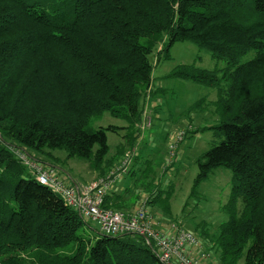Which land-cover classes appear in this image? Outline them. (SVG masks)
I'll use <instances>...</instances> for the list:
<instances>
[{
    "label": "trees",
    "instance_id": "1",
    "mask_svg": "<svg viewBox=\"0 0 264 264\" xmlns=\"http://www.w3.org/2000/svg\"><path fill=\"white\" fill-rule=\"evenodd\" d=\"M178 41L226 64H177L165 76L217 91L218 122L202 130L222 138L196 158L192 189L224 167L230 190L226 219L210 241L201 234L220 264L242 257L264 264V0H0V264H162L144 236L90 228L56 192L26 177L7 145L45 157L63 150L99 176L127 151L138 160L152 55L169 59ZM104 112L124 125L89 127ZM119 129L123 142L111 157L106 132ZM149 158L137 181L153 170ZM120 200L110 192L103 205L120 211Z\"/></svg>",
    "mask_w": 264,
    "mask_h": 264
},
{
    "label": "rangeland",
    "instance_id": "2",
    "mask_svg": "<svg viewBox=\"0 0 264 264\" xmlns=\"http://www.w3.org/2000/svg\"><path fill=\"white\" fill-rule=\"evenodd\" d=\"M157 49L159 48L157 47ZM252 56L253 51L244 55L240 61H246ZM152 63L154 65L152 77L156 79L155 82L158 81L160 83L162 82L161 80L166 81L167 78L163 77L164 74L177 64L194 63V66L204 69H221L226 65L223 60L213 59L207 49L199 47L190 41L175 42L169 50V59L159 57L157 60V53L154 52ZM221 75L222 73L220 72L219 76ZM169 80H173L176 87L173 90L167 89L165 101L171 104L170 108L172 110H176L175 108H177L179 111L184 112L182 114L184 117L185 115L188 117L190 113H194L193 116L191 115L192 117L188 118V121L184 120V117L178 118L170 126V122H167L168 120L154 119L152 118V112H150L152 124L145 130L142 138L136 144V151H139L138 153L140 154L139 159L134 161V157H132L129 167V170L134 168V174L128 175L126 173L125 176L122 175L123 177L118 178L115 184L121 187V184L126 180L125 190L129 194H134V207H138V200L145 201L151 214L159 213L161 217H167L172 221L179 222L182 227L201 237L203 240L205 237L201 234V230L205 229L209 235L206 238L210 241L214 234H216L217 226L226 219L222 206L228 198L231 171L224 167L214 168L209 172L207 178L194 189H192V181L197 172L196 158L218 144L222 138L216 133L215 129L202 130V127L214 125L218 122V115L214 111L215 106L213 104L217 99V91L213 87L194 83L190 80L176 78H169ZM227 83L228 80H223L220 87L225 89ZM198 101L200 106L197 105L193 109L189 108V111L186 112L187 106L190 105L191 107V104ZM123 123L121 119L112 117L107 112H104L92 118L88 122V125L92 128H98L108 125L119 126ZM166 124L169 125L167 126ZM183 125H186L187 129L178 145V152H176L175 158L170 163L172 166L165 170L168 137L173 130ZM106 134L111 148L110 154H113L119 131H107ZM65 154L63 150H55V156L60 159L58 163L62 166H65L61 160L66 157ZM148 156L150 157L149 160L152 163V167H154V171L152 172V178L147 176L145 179L143 178L144 181L148 182L145 185L143 180H136L139 176L136 169L141 167L145 171L143 158ZM48 158L54 161L53 158ZM67 162L66 165L73 171L77 169V173L84 174L87 168L90 169L88 163L81 159L67 158ZM27 176H31V174H26ZM98 177L100 176L96 175L88 182ZM86 183H83V185ZM158 187L160 188L159 195H161V198L155 199V202L151 201L156 193H158L156 191L155 194H152L155 188ZM165 197L168 199H165ZM88 224L90 228L98 229V225L95 222H88ZM211 253L213 252L211 251ZM211 256L212 260L210 264H220L217 258L214 257L215 254L214 256L211 254ZM236 264H243V257Z\"/></svg>",
    "mask_w": 264,
    "mask_h": 264
},
{
    "label": "built area",
    "instance_id": "3",
    "mask_svg": "<svg viewBox=\"0 0 264 264\" xmlns=\"http://www.w3.org/2000/svg\"><path fill=\"white\" fill-rule=\"evenodd\" d=\"M151 124L152 118L147 106H144L142 121L138 125L140 132ZM186 129V125L179 126L169 135L166 147L168 164L175 158ZM7 147L40 184L56 192L81 217L95 222L101 232L144 236L147 242H152L154 253L162 264L211 263V254H214L201 237L182 227L179 222L161 217L159 213L151 214L145 201L139 200L138 207L131 212L104 207V197L112 192L116 180L129 171L132 160L129 152H125L107 174L83 185L71 182L54 166L44 164L26 148L11 144Z\"/></svg>",
    "mask_w": 264,
    "mask_h": 264
},
{
    "label": "crops",
    "instance_id": "4",
    "mask_svg": "<svg viewBox=\"0 0 264 264\" xmlns=\"http://www.w3.org/2000/svg\"><path fill=\"white\" fill-rule=\"evenodd\" d=\"M167 73L164 74V76H163L164 78H165ZM155 80L156 79L154 77H152V80L150 83V88L148 89V91H147V93H146V95L142 101V106H143V108H144V106H147V109L149 111L148 114H150V112H152V115H153L152 118H154V119H166V120H168L167 122H170V126H171L172 122H175L178 118L184 117V115H182V114H184V112L179 111L177 108H175L176 110H172L170 108L171 104H168V102L165 101L166 100L165 95L167 93V89L173 90V88L176 87V84H175V82H173V80H169V78H167L166 81L161 80L162 81L161 83L158 81L155 82ZM164 84H167V85H164ZM189 108H190V105L187 106L186 112L189 111ZM193 114L194 113H190L188 117L185 115L184 120L188 121L189 120L188 118H191L193 116ZM162 115H164V116H162ZM123 125H124V123L122 125H119V126H123ZM166 125L168 126L169 124H166ZM162 126H164V125H162ZM118 131H119L118 140L115 142L116 144L114 146H117L118 144L123 142L122 136L124 135L125 131L123 129H119ZM144 132H145V130L143 131V133ZM142 136L143 135H141V138H142ZM116 151L117 150L115 147L113 154H110V152H111V148H110L109 155L111 157H113L114 154L116 153ZM31 153L37 159H39L41 162H43L44 164L54 166L57 170H59V172L64 174L66 176V178L73 183L83 184V183L88 182L89 180H91L93 177H95L97 175L96 171L90 170L88 168L84 174H82L80 172L77 173L76 172L77 169H76V171L71 170V168L66 165L70 161V159L67 162L66 157L61 159L64 162L65 166L60 165L58 163V161H60V159L57 156H55V150L52 152L53 156H51V158H53L54 161L50 160L48 157H45L41 154L36 153V152L31 151ZM153 171H154V168L151 172H149L147 174V177L152 178V172ZM123 176H125V175H123ZM118 184H120V183H118ZM125 184H126V180H125V182H123L121 184L122 185L121 187L117 186V184H114L112 192L114 193V195H117V197L119 199H122L119 201V203L116 207L119 208L120 210L125 211V212H131L136 207V206L134 207V205H135V202H134L135 200L133 199L134 195H131V194L129 195L128 193H125V192H127V190H125L126 189Z\"/></svg>",
    "mask_w": 264,
    "mask_h": 264
}]
</instances>
